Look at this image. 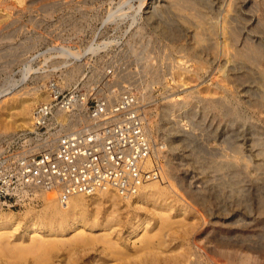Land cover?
I'll return each instance as SVG.
<instances>
[{"label": "rangeland", "instance_id": "374dc122", "mask_svg": "<svg viewBox=\"0 0 264 264\" xmlns=\"http://www.w3.org/2000/svg\"><path fill=\"white\" fill-rule=\"evenodd\" d=\"M212 1L210 10L209 0H166L157 12L137 14L141 0H0V138L28 127L33 107L46 98V80L94 89L111 70L114 92L127 86L145 105L161 149L156 186L164 192L130 201L113 192L79 195L65 205V221L50 223V195L0 208L17 223L16 231L0 229V264H119L115 255L132 263L264 264V40L246 49L253 57L248 53L236 76L226 78L214 70L218 61L210 63L222 42L213 38L208 69L198 70L193 54L206 30L229 13ZM239 7L232 22L241 31L252 28L255 15L264 23V0ZM177 30L180 41L171 39ZM260 30L254 24V40ZM61 48L83 58L63 60ZM201 243L209 258L198 256ZM149 251L156 256L146 257Z\"/></svg>", "mask_w": 264, "mask_h": 264}, {"label": "built area", "instance_id": "2783aa9c", "mask_svg": "<svg viewBox=\"0 0 264 264\" xmlns=\"http://www.w3.org/2000/svg\"><path fill=\"white\" fill-rule=\"evenodd\" d=\"M111 75L94 89L46 80L30 125L0 138V208L23 207L45 193L60 203L105 191L127 197L161 180L143 104L127 86L114 92Z\"/></svg>", "mask_w": 264, "mask_h": 264}, {"label": "bare ground", "instance_id": "6f19581e", "mask_svg": "<svg viewBox=\"0 0 264 264\" xmlns=\"http://www.w3.org/2000/svg\"><path fill=\"white\" fill-rule=\"evenodd\" d=\"M183 1V0H182ZM199 1H203V0H199ZM221 1V3H220V7L218 8V9H220L221 11H222V9H224L226 12H229V13H227V15L226 16H224L223 18H222V21L220 22V24H214V25H212V23H211V27H209V29L208 30H206V31H208V32H206L205 33V37H206V42H205V44L203 45H201V42L199 43L201 46H200V48H199V51L198 52H196L195 50V53L193 54V56H194V61L196 62V68L198 69V70H204V69H208V65L207 66H205L204 64H206V62L208 61V60H210L211 58H208V52L210 51V50H212V52H213V49H211L212 47H214L213 45H215L214 43L212 44L211 42H212V40H213V38H214V40L215 39H217L218 37H221V39H222V42L221 43H219V44H221L220 45V48H219V46H218V48H216V51H214V56H213V58H212V60L210 61V63H213V62H215V61H218L217 62V64H218V66H217V68L216 69H214L216 72H218L221 76H223V77H226V78H231L232 76L234 77V76H236L235 75V72H236V69H237V66L238 65H240L241 66V64H243V63H246L247 61V59H248V53H250V56H252V54H251V51L249 52V51H246V49L247 50H249L248 48H251V47H253V45L255 44H257V45H261V46H263L261 43L263 42V40H264V23H263V20L261 19V17H260V15H258V16H256L255 15V17H254V19H252V18H250V23H249V25L250 26H252V28L254 27V24H255V28L257 29H261L260 31V33H261V35H262V37H260L259 39H255L254 40V37L251 35V31H252V28H249V30L247 31L246 30V28L244 29V30H242L241 31V29H239L235 24H234V21L232 22V20H234V13L236 14V13H238V8H240L239 6H240V3L241 2H243L242 0H220ZM180 2V1H179ZM247 2V1H246ZM196 3V2H195ZM204 3H206V2H204ZM199 4H201V3H199ZM216 4V3H215ZM214 3H213V1L212 0H209V3L207 4L206 3V5L205 6H207L210 10L212 9L211 7L212 6H214L215 5ZM246 4V3H245ZM253 4V3H252ZM252 4H248V6L249 7H253V5ZM255 4V3H254ZM202 5V4H201ZM211 5V6H210ZM256 5V4H255ZM167 6V3H166V0H141V2L139 3V5H138V7H137V9H136V12L135 13H137V14H139L143 9H145V8H149V9H151V11L153 12V11H156L157 12V10L158 9H160L161 7H166ZM217 6V5H216ZM255 7V6H254ZM257 9V8H256ZM206 10V9H205ZM250 11V10H249ZM151 12V13H152ZM258 13V12H257ZM117 14V13H116ZM116 14H115V17H116ZM229 14V15H228ZM260 14V13H259ZM188 15V14H187ZM112 16H114V15H112ZM120 16L121 17H123V14L122 15H119L118 17H116V18H118L119 20H121L120 19ZM212 21V20H211ZM236 21V20H235ZM166 22V21H165ZM215 22V21H214ZM175 34L176 35H174V36H172L173 38H171V39H173L174 41H178L180 38H182L183 37V35L181 34V31L180 30H177L176 32H175ZM260 35V36H261ZM176 36V37H175ZM262 38V39H261ZM205 39V38H204ZM180 41V40H179ZM176 44H178V43H176ZM175 44V45H176ZM234 45V47H235V49H234V51H232V48H231V50H230V48H229V46L230 45ZM173 45V44H172ZM199 46V45H198ZM237 47H239V48H237ZM95 48H99V47H94V45H91L90 47H89V51H95L96 49ZM215 48V47H214ZM244 48H245V50H244ZM187 49V48H186ZM252 49H254V47L252 48ZM209 50V51H208ZM97 51V50H96ZM95 51V52H96ZM60 54H61V56L64 58L63 60H66V61H68V60H74L75 62H77V61H79V59H82L83 58V54H82V52H80V51H72V49L71 48H61V50H60V52H59ZM258 54V53H257ZM256 54V55H257ZM204 55V56H203ZM192 56V57H193ZM257 56H259V55H257ZM196 57V58H195ZM210 57V56H209ZM253 57V56H252ZM251 57V58H252ZM255 57V56H254ZM260 57V56H259ZM191 58V57H190ZM250 58V57H249ZM205 59L207 60V61H205ZM223 60V61H222ZM224 62V63H222V62ZM65 62V61H64ZM188 62V61H187ZM220 62V63H219ZM221 63H222V65H221ZM214 64V63H213ZM216 64V65H217ZM212 65V64H211ZM146 68V67H145ZM195 68V69H196ZM242 68V67H241ZM77 69V68H76ZM76 69H73L72 71L73 72H76ZM185 69V68H184ZM213 69V68H212ZM198 70H196L197 71V73L199 72ZM213 70V71H214ZM29 71V70H28ZM205 71V70H204ZM214 71V72H215ZM249 72V71H248ZM250 72H252V71H250ZM195 73V72H194ZM236 73H238V72H236ZM250 74H252V73H250ZM254 76H255V78L257 77V76H259L260 78L263 76V70L261 71V69H258L257 70V68L256 69H254ZM259 77H257V78H259ZM119 86V85H118ZM117 86V87H118ZM126 86V85H125ZM117 87H113V88H111L113 91L114 90H116L117 89ZM259 88V87H258ZM119 90H120V87L118 88ZM132 90V89H131ZM133 91V90H132ZM116 92V91H115ZM134 93V92H133ZM139 98V97H138ZM140 99V98H139ZM224 99V98H223ZM140 102H141V99H140ZM185 103V102H184ZM143 104V103H142ZM169 113V112H168ZM193 113V112H192ZM143 116H144V118H145V121H146V127H147V131H148V134H149V136H150V138H151V140H152V142H153V144H154V151H155V153H156V155L157 156H160V153H161V149L160 148H158V146L156 145V143H155V141H153V136H152V131L150 130V128H149V122H147V120H148V117H147V113L145 112V105L143 104ZM174 116V115H173ZM31 119H32V113H31V115L29 116V121L27 122V124H28V126L30 125V123H31ZM210 124V123H209ZM172 129V128H171ZM258 140V139H257ZM185 177H182V182H185L186 181V179H184ZM169 183V182H168ZM189 185V184H188ZM105 192H112V191H105ZM102 193V192H101ZM114 193V192H113ZM163 189H161V186H160V188L159 187H157L156 186V181H151V182H148V183H146L144 186H142V188L136 193V194H134V195H132V196H127V197H121V198H125L126 199V201H130V199L131 198H137V199H139V198H142L143 197V199H146V198H156L157 196H161V195H163ZM98 194H100V193H98ZM105 194V193H104ZM191 194H195V193H191ZM197 194V193H196ZM46 196V195H50V196H53L52 198H50V199H48V201H47V205L44 207V215L46 216L45 218H48L47 219V222L48 223H50L51 221H53L52 219H56V218H58V217H62V219H64V221H65V219H66V217L68 216V212H69V210H68V208L66 209V206L65 205H69V203L71 202V201H67L66 203H68V204H66V203H60L56 198H55V195L53 194V193H45V194H40V195H38L37 196V198H36V200H38L39 198H41L42 196ZM81 196L82 194H77V195H73L72 197H70L69 199H71L72 198V200H74V199H76L77 200V198H78V196ZM117 195V194H116ZM82 196H84V195H82ZM87 196V195H86ZM85 197V196H84ZM79 199H80V197H79ZM124 200V199H123ZM78 201V200H77ZM74 202V201H73ZM72 203V202H71ZM77 204V203H76ZM25 206H29L28 204H26V205H24L23 207H25ZM69 206H71V205H69ZM7 209H10V208H7ZM43 210V209H42ZM41 210V211H42ZM43 212V211H42ZM27 213H29V212H27ZM26 213V214H27ZM33 215V214H32ZM211 215V214H210ZM31 216V215H30ZM29 216V217H30ZM12 216H11V213L9 212V213H1L0 214V229L3 227V228H8V227H13L12 229H15V231H16V229H17V223L11 218ZM36 218V217H35ZM42 218H44V217H42ZM32 224V226L34 225V222L33 223H31ZM27 227V226H26ZM35 227V226H34ZM48 227V226H47ZM30 228V227H29ZM33 228V227H32ZM132 231H131V233H133L134 231H135V229H131ZM33 231H35V233L36 232H38V231H40L39 229H38V227H35L34 229H33ZM35 233H34V235H35ZM35 237V236H34ZM1 242V241H0ZM231 242V241H230ZM4 243V242H3ZM144 244V243H143ZM239 245V244H238ZM3 246V245H2ZM40 247V246H39ZM197 248H198V250L200 251L199 252V255L198 256H201V254H203V255H205L206 257H208L209 258V253H210V251H209V248L206 246V244H202L201 243V245H198L197 246ZM215 248H216V246H215ZM218 248V247H217ZM216 248V249H217ZM47 249H49V248H47ZM157 249V248H156ZM51 250V249H50ZM49 250V251H50ZM2 251V250H1ZM1 251H0V255H1ZM48 251V250H47ZM49 251H48V253H49ZM212 251H213V249H212ZM217 251H218V249H217ZM42 252H43V250H42ZM44 252H45V250H44ZM152 252V251H151ZM150 251H149V255L148 254H145V256L146 257H150V256H154V253L152 254ZM155 252V251H154ZM3 253V252H2ZM47 253V252H46ZM192 253V252H191ZM201 253V254H200ZM39 254V253H38ZM44 254V253H43ZM211 254H214V253H212L211 252ZM158 255V254H157ZM184 255V254H183ZM191 255V254H190ZM190 255H188L189 256V258H190ZM196 255V256H197ZM116 257H115V259H117V258H121L120 259V263L119 264H154V260H156V258L154 259H140L138 262H134V263H132V262H130V259L129 258H125V257H122V256H117V255H115ZM152 256V257H153ZM156 256V255H155ZM154 256V257H155ZM177 256V255H176ZM179 256V255H178ZM193 256V255H192ZM219 257V256H218ZM217 257V258H218ZM177 258V257H176ZM181 258V257H180ZM182 258H183V256H182ZM188 258V257H187ZM197 257H195L194 258V260L196 259ZM210 258H211V256H210ZM128 259V260H127ZM185 259V258H184ZM207 259V258H206ZM175 260V259H174ZM187 260V259H186ZM190 260V259H189ZM188 260V261H189ZM193 260V261H194ZM209 260V259H208ZM37 261V260H36ZM36 261H35V263H36ZM157 261V260H156ZM172 261V260H171ZM177 261V260H176ZM181 261H182V259H181ZM26 262V261H25ZM73 262V261H72ZM175 262V261H174ZM192 262V261H191ZM206 262V261H205ZM212 263L214 262V260H212L211 261ZM210 262V263H211ZM216 262V261H215ZM217 262H219V261H217ZM216 262V263H217ZM193 263V262H192ZM166 264V263H165ZM193 264H201V260H199V258L196 260V261H194V263Z\"/></svg>", "mask_w": 264, "mask_h": 264}]
</instances>
